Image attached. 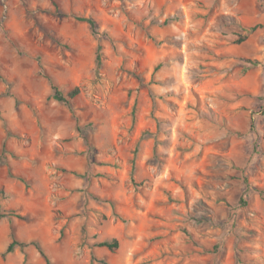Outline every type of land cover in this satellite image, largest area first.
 Listing matches in <instances>:
<instances>
[{"label":"rangeland","instance_id":"1","mask_svg":"<svg viewBox=\"0 0 264 264\" xmlns=\"http://www.w3.org/2000/svg\"><path fill=\"white\" fill-rule=\"evenodd\" d=\"M0 158V264H264V0H0Z\"/></svg>","mask_w":264,"mask_h":264},{"label":"trees","instance_id":"2","mask_svg":"<svg viewBox=\"0 0 264 264\" xmlns=\"http://www.w3.org/2000/svg\"><path fill=\"white\" fill-rule=\"evenodd\" d=\"M56 10L59 11L58 7L56 8ZM59 13L61 12L59 11ZM79 19L86 20L85 18H79ZM87 20L89 21L91 26H95V21L93 19H87ZM102 62H103L102 45L98 44V49L96 53V63L98 67L102 65ZM47 78L51 82V86L53 90L52 97L58 100L59 102H63L69 106L71 105L72 99L75 98L80 93V88L77 86V87H74L72 90H70L67 94H65L64 91L61 89V87L57 83H55L49 76ZM7 152H8V149H7L6 143L4 142L2 145V150H1V156H2L1 158L5 157ZM20 179L27 182L24 178L20 177ZM1 216L2 215H0V217ZM31 244L35 245V247L39 250L41 255L44 257L46 264H53V262L50 260V258L48 257V255L46 254L43 247L38 241H32ZM17 245L24 248L28 244L26 242H20L17 239H13V241L8 245L6 252L13 251ZM99 245L106 246L110 249H115L119 246V241L117 239L105 240V241L100 242ZM103 262L105 264H109L106 260H103Z\"/></svg>","mask_w":264,"mask_h":264}]
</instances>
